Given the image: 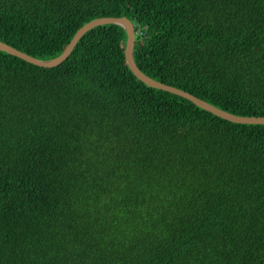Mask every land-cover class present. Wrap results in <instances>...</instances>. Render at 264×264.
<instances>
[{
  "label": "trees",
  "instance_id": "16d2710c",
  "mask_svg": "<svg viewBox=\"0 0 264 264\" xmlns=\"http://www.w3.org/2000/svg\"><path fill=\"white\" fill-rule=\"evenodd\" d=\"M105 16L150 77L264 116V0H0V40L51 59ZM127 38L0 49V264H264V124L146 84Z\"/></svg>",
  "mask_w": 264,
  "mask_h": 264
},
{
  "label": "water",
  "instance_id": "95a60500",
  "mask_svg": "<svg viewBox=\"0 0 264 264\" xmlns=\"http://www.w3.org/2000/svg\"><path fill=\"white\" fill-rule=\"evenodd\" d=\"M108 23H119L125 27L127 30L128 38H127V44L125 49V56L127 64L129 65L130 69L136 74V76L144 81L146 84L158 88H162L177 94H180L184 97L189 98L193 102L197 103L198 105L202 106L203 108L212 111L213 113L229 120L232 122L237 123H263L264 124V116H247V115H237L233 114L231 112H228L226 110H223L217 106H214L213 104L193 95L190 92H187L185 90H182L180 88H177L175 86L163 83L161 81L155 80L154 78L147 75L145 72H143L139 66L136 64L134 57H133V48L134 44L136 42V29L134 23L127 17V16H121V17H115V16H105V17H98L95 18L87 23H85L83 26H81L73 38L71 39L70 43L67 45L65 50L58 55L57 57L51 58V59H39L36 58L8 43H5L0 40V49L5 50L7 52H10L14 55H17L29 62H32L34 64L44 66V67H55L62 63L65 59L68 58V56L72 53L75 46L77 45L78 41L81 39V37L90 29L94 28L95 26L102 25V24H108Z\"/></svg>",
  "mask_w": 264,
  "mask_h": 264
}]
</instances>
